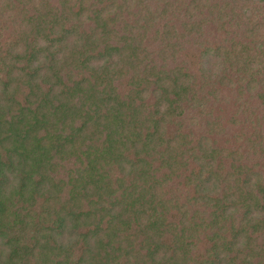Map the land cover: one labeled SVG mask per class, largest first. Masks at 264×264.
Listing matches in <instances>:
<instances>
[{"label":"trees","instance_id":"1","mask_svg":"<svg viewBox=\"0 0 264 264\" xmlns=\"http://www.w3.org/2000/svg\"><path fill=\"white\" fill-rule=\"evenodd\" d=\"M0 264H264V0H0Z\"/></svg>","mask_w":264,"mask_h":264}]
</instances>
